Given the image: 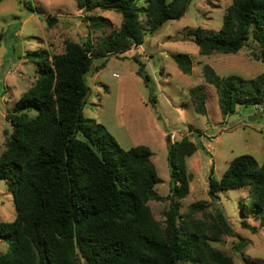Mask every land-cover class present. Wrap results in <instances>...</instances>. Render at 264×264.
Masks as SVG:
<instances>
[{
    "label": "trees",
    "instance_id": "obj_1",
    "mask_svg": "<svg viewBox=\"0 0 264 264\" xmlns=\"http://www.w3.org/2000/svg\"><path fill=\"white\" fill-rule=\"evenodd\" d=\"M75 1L84 13L96 8L120 13V25L97 44L87 35L81 41L65 39L59 53L46 48L26 51L36 60L38 74L8 112L12 128L0 152V179L7 181L16 209L13 219L0 220V239L7 241L0 264H235L230 254L211 243L224 234L236 235L224 210L214 203L220 191L246 186L241 210H250L264 225V161L259 164L244 152L229 161L219 178L211 169L207 182L213 211L206 210L205 200L181 211L192 177L186 160L197 144L186 136L167 138L169 189L160 194L155 184L161 177L150 148H123L105 125L83 112L93 58H103L94 67L97 71L108 56L124 57L147 32L182 16L191 0ZM87 15L82 19L93 29L108 20L101 14ZM42 18L48 24L57 20L55 14ZM190 34L204 54L236 52L253 40L259 48L252 53L264 64V0H231L218 30L196 26ZM2 36L0 32V40ZM170 55L183 72H191L187 52ZM132 57L138 63L136 73L153 87L144 63ZM201 71L203 79L215 85L223 114L237 104L264 105V70L253 78L222 75L203 62ZM186 94L197 113H206L201 84L189 86ZM150 199H168L163 221L154 217ZM241 223L256 231L244 219ZM244 262L264 264L247 257Z\"/></svg>",
    "mask_w": 264,
    "mask_h": 264
},
{
    "label": "rangeland",
    "instance_id": "obj_2",
    "mask_svg": "<svg viewBox=\"0 0 264 264\" xmlns=\"http://www.w3.org/2000/svg\"><path fill=\"white\" fill-rule=\"evenodd\" d=\"M230 2L191 0L182 16L167 19L153 33L147 32L141 44L123 52L124 57L108 56L97 71L94 67L103 58H93L92 70L86 74L89 90L84 115L105 125L123 148L137 144L150 148L151 159L161 177L155 184L160 194H166L169 189L166 140H171L170 133H175L174 140L186 136L197 144V149L186 160L192 177L189 191L181 200V211H186L190 203L198 200L209 202L206 210L213 211L207 182L211 169L219 178L229 161L244 152L252 154L259 164L264 161V105L237 104L233 111L223 114L215 85L205 81L201 71L202 63L208 62L222 75L234 73L245 78L255 77L264 70V64L252 53V48H259L257 42L249 40L236 52L204 54L191 40V29L196 26L218 30ZM50 14L57 16L52 24L42 18ZM87 14L107 17L106 25L97 29L89 27L82 19ZM141 17L145 24V16ZM120 21V13L113 10L96 8L80 13L75 0H0V32L3 35L0 40V152L12 128L8 112L38 74L36 60L27 57L26 51L46 48L50 53H59L65 39L81 41L86 40L87 35L97 44L100 37L117 28ZM178 51L190 55V73L183 72L171 57L172 52ZM132 55L144 63L153 87L146 86L136 73L138 63ZM194 84H201L206 94L204 114L195 111L186 94V89ZM150 96L156 98L154 102ZM259 109L262 118L249 120L248 116ZM247 192L246 186L226 188L219 192L214 203L224 210L236 235L224 234L211 243L230 254L235 264H245L244 257L252 262L264 260V225L250 210H241ZM148 204L154 217L163 221L168 199H150ZM15 213L13 193L8 190L7 181L0 179V220H11ZM242 219L256 231L244 226ZM6 248L7 241L0 239V251Z\"/></svg>",
    "mask_w": 264,
    "mask_h": 264
},
{
    "label": "water",
    "instance_id": "obj_3",
    "mask_svg": "<svg viewBox=\"0 0 264 264\" xmlns=\"http://www.w3.org/2000/svg\"><path fill=\"white\" fill-rule=\"evenodd\" d=\"M84 40H85V38H84ZM261 118H262V110L261 109L256 110L254 113H252L248 116L249 120H256V119H261Z\"/></svg>",
    "mask_w": 264,
    "mask_h": 264
},
{
    "label": "built area",
    "instance_id": "obj_4",
    "mask_svg": "<svg viewBox=\"0 0 264 264\" xmlns=\"http://www.w3.org/2000/svg\"><path fill=\"white\" fill-rule=\"evenodd\" d=\"M174 136H175L174 132L170 133V138H171L172 141L174 140Z\"/></svg>",
    "mask_w": 264,
    "mask_h": 264
},
{
    "label": "crops",
    "instance_id": "obj_5",
    "mask_svg": "<svg viewBox=\"0 0 264 264\" xmlns=\"http://www.w3.org/2000/svg\"><path fill=\"white\" fill-rule=\"evenodd\" d=\"M79 10V9H78ZM80 11V10H79ZM80 13H81V11H80Z\"/></svg>",
    "mask_w": 264,
    "mask_h": 264
}]
</instances>
